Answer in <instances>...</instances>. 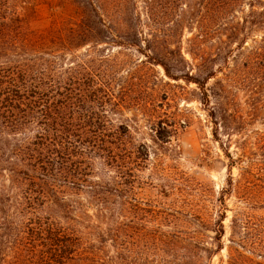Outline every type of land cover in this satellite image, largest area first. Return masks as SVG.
<instances>
[{
	"label": "rangeland",
	"instance_id": "rangeland-1",
	"mask_svg": "<svg viewBox=\"0 0 264 264\" xmlns=\"http://www.w3.org/2000/svg\"><path fill=\"white\" fill-rule=\"evenodd\" d=\"M214 1H103L110 34L86 0H0V75L71 88L66 117L97 131L90 179L118 190L66 193L94 239L81 264H229L231 240L264 236V0Z\"/></svg>",
	"mask_w": 264,
	"mask_h": 264
},
{
	"label": "trees",
	"instance_id": "trees-1",
	"mask_svg": "<svg viewBox=\"0 0 264 264\" xmlns=\"http://www.w3.org/2000/svg\"><path fill=\"white\" fill-rule=\"evenodd\" d=\"M103 1L108 2L85 3L92 7L100 28L111 34L112 18ZM194 1L186 0L189 7ZM214 2L226 14L241 4V0ZM248 24L257 26L250 20ZM262 43L257 55L264 74V39ZM0 78V166L8 164L0 168L4 180L0 181V264H81L93 258L91 254L96 259L88 249L94 239L72 223H78L82 211L66 194L79 190L95 199L99 193L118 191L109 189V182L90 179L88 171L96 164L91 154L97 149L96 141L88 140L97 132L93 121L66 117L72 89L48 81L44 68L3 69ZM86 112L92 114V107ZM13 129L20 132L11 142ZM224 218L225 214L217 221L216 239L221 245ZM231 243L229 264H262L257 258L264 259V236H245Z\"/></svg>",
	"mask_w": 264,
	"mask_h": 264
}]
</instances>
